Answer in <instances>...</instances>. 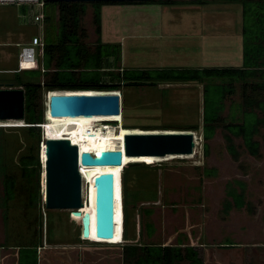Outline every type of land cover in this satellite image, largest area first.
<instances>
[{
	"label": "rangeland",
	"instance_id": "obj_1",
	"mask_svg": "<svg viewBox=\"0 0 264 264\" xmlns=\"http://www.w3.org/2000/svg\"><path fill=\"white\" fill-rule=\"evenodd\" d=\"M176 2L166 5L159 3L103 6L102 41L121 43V67L162 69L242 66L243 13L240 4L227 0ZM47 10L52 9L48 7ZM45 11L46 8L44 13ZM35 12H39V9L35 8ZM26 13L27 20L22 18V14ZM29 17L24 7L0 6V85H16L19 81H38L31 79L28 72L19 74L6 72L18 67L22 47L28 45L40 32L37 24ZM82 24L86 33L85 42L93 47L97 35L92 23L91 7L84 16ZM37 50L39 51V48ZM39 56L40 54L37 59ZM122 90L125 124L135 127L159 126L180 129L200 125L201 130L198 132L203 134L204 86L202 84L145 85L122 87ZM234 101L238 102L239 98L236 97ZM45 104V96H43V107L47 108L50 119L58 118L49 113V106L46 107ZM230 105L231 103L228 102L223 116L229 113ZM72 120L79 121L77 118ZM22 123L0 121V127H9L5 128L7 142L1 150L2 161L8 168L7 172L16 175V178H19L20 173L18 170L20 157L32 144V140L26 138L20 128H16L23 127L25 124ZM87 123L95 124L94 127L110 126L88 120L84 121V126H87ZM111 126L116 128L114 123ZM262 133V137L258 139L263 148L260 158L248 154L242 139L234 140L239 159L233 158L227 149L225 131L219 129L217 135L208 142V156L205 154L203 139L198 151V160H186L193 157L156 158L153 161L163 162L149 164L152 166L149 168L130 166L131 168L128 169L130 192L133 195L142 193L147 197L158 196L159 200L156 204L140 200L135 206L134 215L135 210L139 214V209L145 207L144 211L147 214L145 221L153 222L156 227L154 237L149 240L145 236L143 243L171 245L176 243L174 235L177 231H184L192 226L197 231L201 227L205 232L203 242L210 244L206 252L203 250L207 264H264V130ZM42 140L44 141L43 137ZM206 169H216L217 175L206 177L204 175ZM2 171L0 168V242L7 237L5 246L17 248L37 242L39 233L41 234L43 215L44 234L49 229L52 244H45L49 248L53 247V250L60 251L63 249L60 247L75 245L77 242H84V245H100L90 251L89 256L86 257L87 262L122 264L123 248L126 244L112 245L111 242L120 237L121 220L124 232V172L116 177V236L113 240H105L97 238L94 233L95 242L105 243L95 244L89 240H81L79 226L81 221L72 223L71 212L45 209L42 174L40 180L42 214L40 207L30 204L32 193L30 189L23 190L16 193L14 200L9 202L8 221L4 225L6 207L3 206L2 200L4 176ZM101 174L92 173L87 177V187L88 178L91 182L92 212L89 209L92 213L91 232L94 231V181ZM237 181L245 183L240 185L241 188L246 187L245 193L234 194L236 191L233 189L239 187ZM232 184L236 188H232ZM227 192L229 195L232 194L234 201L245 203L244 208L233 209L226 214L223 204L228 199ZM87 194L89 195V192ZM132 215L131 211L129 218L131 238L134 236ZM80 244L82 243L77 245Z\"/></svg>",
	"mask_w": 264,
	"mask_h": 264
},
{
	"label": "trees",
	"instance_id": "obj_2",
	"mask_svg": "<svg viewBox=\"0 0 264 264\" xmlns=\"http://www.w3.org/2000/svg\"><path fill=\"white\" fill-rule=\"evenodd\" d=\"M242 6L243 13V63L241 67H211V68H185L168 67L162 69H141L121 67L122 45L121 43H108L102 41V22L104 5H145V4H173L176 1H144L124 0L122 2H46L44 51L37 59V68L24 71L30 73L31 79L38 81L22 82L11 85L14 88H23L25 91V126L16 127L32 140L21 155L18 165L19 178L9 174L6 164L2 161V147L7 142L6 134L9 127H0V168L3 176V206L5 224L8 221L7 207L13 201L16 193L29 190L31 193V205L40 207L41 193L40 180L43 169L41 166V125L45 121V109L43 96L51 91H120L122 87H141L145 85L159 86L161 84H202L204 86V113H203V139L205 141V154L208 156V142L211 141L219 129L225 131L224 138L227 149L233 158L239 159L238 149L234 140L242 139L243 146L249 155L254 158L262 156V144L258 140L264 130V0H227ZM226 3V2H225ZM50 7L52 10L48 11ZM92 8V23L97 39L93 47L85 42L86 33L83 28V18ZM45 10V9H44ZM19 74V73H16ZM146 83V84H145ZM123 93V92H122ZM238 97L239 101L234 99ZM230 102L229 113L223 116ZM123 104L124 99H123ZM125 108V107H124ZM125 112V110H124ZM114 119V118H112ZM123 115V127L126 130H181L198 132L200 125L189 128H171L159 126H143L136 128L125 127ZM169 159V158H168ZM171 159V158H170ZM197 159V158H195ZM193 159V160H195ZM145 159H130L131 167H146L149 164H159L160 161H137ZM156 160V159H148ZM172 162V161H171ZM142 163V164H132ZM3 165V166H2ZM127 166V165H126ZM124 170V225L122 264H205L201 252L192 246H163L155 243H143L144 236L151 240L156 227L153 222H146L145 207L139 209L140 237L138 242L134 233V209L140 200L158 202V196L147 197L142 193L132 194L128 183V169ZM150 166V165H149ZM102 173V172H100ZM107 173V172H105ZM114 173L120 176L118 172ZM92 174V173H91ZM89 174L88 177L91 175ZM206 177H215L216 169L204 170ZM88 178V204L90 209L91 184ZM238 188L233 184L232 188L237 195L245 193V184L237 181ZM227 190V189H226ZM227 200L223 204V210L228 214L231 210H241L245 203L234 201L232 194L226 193ZM133 204V208H131ZM42 214V208L40 207ZM133 222V237H130V214ZM47 216V211H45ZM37 242L29 246H18L19 264H38L39 247L43 240L50 243L49 227L44 234V217ZM123 221L121 220V223ZM123 225V223L121 224ZM81 235V234H80ZM82 241H84L81 238ZM51 244V243H50ZM230 247V245L228 246Z\"/></svg>",
	"mask_w": 264,
	"mask_h": 264
},
{
	"label": "water",
	"instance_id": "obj_3",
	"mask_svg": "<svg viewBox=\"0 0 264 264\" xmlns=\"http://www.w3.org/2000/svg\"><path fill=\"white\" fill-rule=\"evenodd\" d=\"M46 1L92 3L122 2L124 0ZM72 93L74 94H59L51 97L49 104L51 115L115 116L120 115L122 112V97L119 95L94 94L97 92H91L93 94H85L87 92ZM110 93H116V91ZM20 120H25L24 89L0 87V121ZM125 127L136 128L129 124H125ZM45 142L46 159L44 164L42 160L43 173H45V189L43 192L45 209L71 212L70 220L72 223L76 224L75 222L81 221L79 226L81 227V238L83 240L90 237V218L88 214L81 212V208L85 206L81 167L122 166L125 156L129 158L190 157L194 155L196 148L195 136L191 131L126 134L123 141V150H107L100 154L80 153L79 147L73 145L68 139H47ZM93 218L95 236L100 239L113 240L116 236V176L114 173H102L95 178Z\"/></svg>",
	"mask_w": 264,
	"mask_h": 264
},
{
	"label": "bare ground",
	"instance_id": "obj_4",
	"mask_svg": "<svg viewBox=\"0 0 264 264\" xmlns=\"http://www.w3.org/2000/svg\"><path fill=\"white\" fill-rule=\"evenodd\" d=\"M25 65H33V64H25ZM14 88V87H13ZM72 92H81V91H51L49 93H46L45 95V105L49 106V113H50V100L53 95H59V94H74ZM85 94H93L91 92H87ZM94 94H104V95H119L121 97L122 93L116 91V93H110L109 91H102V92H97ZM47 100V102H46ZM48 103V104H47ZM51 114V113H50ZM45 118L44 124H42L40 127L42 129V137L44 139L43 141V147H42V160L43 164L46 159L45 155V145L46 142L45 140L47 139H68L72 142L73 145H77L79 147L80 153L82 152H90L92 154H100L103 151L107 150H116V149H122L123 150V141H124V136L126 134L130 133H160V132H178L181 130H126L124 129L123 125L120 123H123V110L120 115H97V116H57L55 120L50 119L47 108H45ZM61 118H66V119H61ZM72 118H77L78 122L72 120ZM99 118H117V119H110V120H104V119H99ZM90 119H99V120H90ZM97 121L98 124H110V126L107 125H102V126H95V124H89L88 128L87 126H84V121ZM11 122V121H10ZM12 122H18L25 124L24 121H12ZM7 123V122H6ZM116 126V128H113V126ZM26 125V124H25ZM24 125V126H25ZM91 127V128H90ZM93 127V128H92ZM188 131V130H187ZM194 136H195V143H196V148L195 152L192 159H186V160H193L198 157L199 153V147H201L202 143L200 141V138L198 136L197 132L191 131ZM196 156V157H194ZM165 158H183V157H165ZM130 159H156L153 157H145V158H137V157H124L123 158V165L118 166V167H94V168H85L81 167V174L83 175V201L85 202V206L81 208V212L83 214H88L90 218V234L91 239H94V231L91 232V225H92V213L90 212H84L87 207L88 203V187H87V177L91 173H105V172H118L122 173L124 172L126 164ZM177 160H182V159H177ZM128 161V162H127ZM139 161V160H138ZM127 162V163H126ZM150 162H155V161H150ZM163 161H161L162 163ZM135 164V163H132ZM139 164V163H137ZM142 164V163H140ZM130 165V164H129ZM122 171V172H121ZM44 182H43V192L45 189V173H44ZM84 210V211H83ZM90 210L92 212V208L90 207ZM122 224V223H121ZM121 240L119 244L121 243L122 240V233H121ZM90 238V237H89ZM94 241V240H93ZM95 242V241H94ZM100 243V242H96ZM114 244V243H113ZM122 244V243H121Z\"/></svg>",
	"mask_w": 264,
	"mask_h": 264
},
{
	"label": "crops",
	"instance_id": "obj_5",
	"mask_svg": "<svg viewBox=\"0 0 264 264\" xmlns=\"http://www.w3.org/2000/svg\"><path fill=\"white\" fill-rule=\"evenodd\" d=\"M43 36H44V34H43ZM25 66L30 68V69L34 68L33 65H25ZM17 69H18V67L14 70H6V72L14 73V74L22 73V72H16ZM0 87H2V88H7V87L13 88L11 85H6V86L0 85ZM197 133H198V136H199L200 141L202 143L203 142V136H202V134H200V132H197ZM195 160H198V157ZM197 163H198V161H197ZM123 205H124V202H123ZM84 210L86 211L87 207ZM123 211H124V207H123ZM123 217H124V214H123ZM138 219H139V214L137 213V210H135L134 233L137 237V240H139L140 232H141L140 224L138 225ZM4 225H5V221H4ZM199 226L200 225H198V227ZM124 232H125V225H124ZM124 232H123V225H121V233H122V240H123V241H121L122 244L125 243V240L123 239ZM204 233H205L204 228L202 229L200 227V229L196 231V230H194V226H192L190 229H186L184 231L179 230L176 232V235H174V237L176 238V243H173L171 245H173V246L180 245L182 247L192 246V247L197 248L201 252V255H202V258H203L205 264H207L205 261V258L203 257V250H204V252H206L208 250L207 246H210V244H206L203 242ZM145 236H146V234H145ZM6 239H7V237L4 239L3 242H0V264H19V262H20L19 249L20 248L19 247L8 248L7 246H5V244L7 242ZM88 240L94 242L90 238H88ZM120 240H121V236L118 237L117 240L111 242V244L120 242ZM79 243H82V244L77 245ZM45 244L52 245L46 241V237H45V239L43 240L42 246H40L38 248L39 249L38 251L41 252V259L38 260V264H59V262H62L64 264H90L89 262H87L86 257L89 256L90 251L93 250L94 247L100 246V245L95 246V245H89V244L84 245V242H77V244H75V245L60 247L63 249L60 251H57V250H53V247L49 248V246H47ZM81 245H83V247ZM160 245L170 246L168 244H160ZM42 249H44V250H42ZM95 263L93 261L91 262V264H95Z\"/></svg>",
	"mask_w": 264,
	"mask_h": 264
},
{
	"label": "built area",
	"instance_id": "obj_6",
	"mask_svg": "<svg viewBox=\"0 0 264 264\" xmlns=\"http://www.w3.org/2000/svg\"><path fill=\"white\" fill-rule=\"evenodd\" d=\"M46 0H0V6H16L24 7L30 15V19L37 24L39 33L30 40L28 45L22 47L19 53L18 69L16 72H23L27 70H33L37 68V56L43 54L44 41L43 34L45 30V15L44 9ZM35 8L39 9V12H35ZM28 14H22V18L27 20ZM39 48V51L37 50ZM39 52V53H38ZM33 64L34 68L30 69L25 64Z\"/></svg>",
	"mask_w": 264,
	"mask_h": 264
},
{
	"label": "clouds",
	"instance_id": "obj_7",
	"mask_svg": "<svg viewBox=\"0 0 264 264\" xmlns=\"http://www.w3.org/2000/svg\"><path fill=\"white\" fill-rule=\"evenodd\" d=\"M43 144V143H42ZM41 160H42V156H41ZM41 163H42V161H41ZM128 166H130V165H128ZM145 166H148V167H152V166H149V165H145ZM157 203V202H156ZM156 203H154V204H156ZM138 225H139V219H138ZM85 240H88V239H85ZM135 242H138V240L137 241H135ZM93 243H95L96 244V242H93ZM97 244H105L104 242L103 243H97ZM110 244V243H109ZM125 244V243H124ZM114 245V244H113ZM120 245V244H119Z\"/></svg>",
	"mask_w": 264,
	"mask_h": 264
},
{
	"label": "flooded vegetation",
	"instance_id": "obj_8",
	"mask_svg": "<svg viewBox=\"0 0 264 264\" xmlns=\"http://www.w3.org/2000/svg\"><path fill=\"white\" fill-rule=\"evenodd\" d=\"M91 213V212H90ZM42 250H44V249H42ZM44 252V251H43ZM39 254H41V252H39ZM39 259H41V255H39ZM59 264H64V263H62V262H59Z\"/></svg>",
	"mask_w": 264,
	"mask_h": 264
}]
</instances>
